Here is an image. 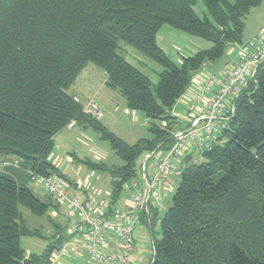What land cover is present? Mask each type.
Instances as JSON below:
<instances>
[{
  "label": "trees",
  "instance_id": "1",
  "mask_svg": "<svg viewBox=\"0 0 264 264\" xmlns=\"http://www.w3.org/2000/svg\"><path fill=\"white\" fill-rule=\"evenodd\" d=\"M200 1L208 16L194 13L196 0H0V161H18L0 175V264H51L70 238L54 224L44 250L26 257L23 240L41 236L20 212L43 217L49 209L28 186L32 174L57 177L73 190L48 159L70 122L108 142L122 161L118 168L85 162L109 173L114 204L137 176L138 159L170 148L173 106L205 63L243 43L244 20L262 0ZM164 25L211 46L177 66L157 45ZM120 43L161 66L156 85L118 54ZM89 63L129 110L144 114L150 138L127 145L67 92ZM234 104L221 142L199 154L202 160L185 158L158 237L155 208L148 210L147 264H264V60Z\"/></svg>",
  "mask_w": 264,
  "mask_h": 264
},
{
  "label": "rangeland",
  "instance_id": "2",
  "mask_svg": "<svg viewBox=\"0 0 264 264\" xmlns=\"http://www.w3.org/2000/svg\"><path fill=\"white\" fill-rule=\"evenodd\" d=\"M194 13L198 17L208 16L206 9L200 0H196L193 7ZM264 33V0L254 9H252L244 20V29L242 33V40L249 41L258 34ZM158 47L164 52L166 57L180 66L183 58L191 57L196 52L208 49L211 44L199 37L191 36L185 32L173 29L167 25L160 28L156 37ZM246 41V42H247ZM240 44L230 45L225 53L217 60L207 62L203 67L195 73L189 85L190 91H200V86L196 85L195 82H199V76L201 73L206 71L209 74H219L220 71L228 65L233 59L235 52ZM118 54L121 55L131 65L139 69L145 77L149 79L151 84L154 86L158 83L159 74L162 72V68L159 64L146 58L133 48L119 44ZM105 73L103 70L89 63L77 76L73 85L67 91L70 95L76 93L81 99L83 105L87 104L86 90L90 88V83L96 84L98 87ZM77 89V90H76ZM187 89V91H188ZM181 103H176V107L173 109V114L177 119L185 117L188 113L197 114V110L188 106L189 98L183 96ZM94 106L93 103H88L87 108ZM178 106V107H177ZM92 110L94 111L93 107ZM195 110V111H194ZM96 114H98L96 112ZM99 115V114H98ZM157 123V122H155ZM108 129L114 133L116 137L124 141L127 145L133 146L138 140L150 138L149 133V121L142 112L117 110L112 112L107 117ZM177 125V124H176ZM64 130V131H63ZM60 135L55 137V147L51 154V161H55L56 167L64 173V175L70 180L76 182L82 189H86L93 197H108L109 182L110 179L104 171L91 169L85 162L90 160L93 163H102L106 167L118 168L122 165V161L118 156L111 150L108 142L100 140L98 135L89 129H81L75 127L72 130H65ZM163 151H158L153 157L152 162L156 161ZM198 160H202L201 155H197ZM143 157H140L137 161V172H139V165L141 164ZM150 161V162H151ZM182 163V162H181ZM178 164L177 176L170 177V183L174 192L180 182V172L183 170V165ZM33 191L37 194L40 199H44L46 192L44 189L33 182ZM170 185V187H171ZM71 188L75 186L70 184ZM128 187H125L127 193ZM72 193L80 198L82 192L79 190H70ZM169 199V207L172 204V196ZM47 200L49 206L47 215L43 217L35 216L28 210L20 208L22 218L24 219L30 230H36L40 237H29L23 240V247L25 248V256H30L31 253H41L46 247L48 239L54 233V224L58 225L59 230L64 231V234L70 238H78L81 240L83 246L85 245V239L82 236H72L67 227L68 214L62 212V205H58L55 201ZM60 206V207H59ZM164 207V208H163ZM167 208L162 203L159 207L155 224H153V232L155 237H158V225L165 214ZM55 215V216H54ZM82 238V239H81ZM84 240V241H83ZM86 253H82L79 257L74 260H68L62 258V264H87ZM136 259L131 264H147L151 258V235L146 226L143 224L138 225L136 233ZM61 264V263H60Z\"/></svg>",
  "mask_w": 264,
  "mask_h": 264
},
{
  "label": "built area",
  "instance_id": "3",
  "mask_svg": "<svg viewBox=\"0 0 264 264\" xmlns=\"http://www.w3.org/2000/svg\"><path fill=\"white\" fill-rule=\"evenodd\" d=\"M263 60L264 33L240 44L234 61L219 74H203L200 91L189 94L190 106L197 110V114L190 112L187 117H175V123L183 125V128L173 133V143L154 162V171L147 174L143 168L142 176L130 182L128 205L125 207L117 206L110 197L80 198L57 177L31 175V182L40 185L57 204L65 208L70 234L85 239L87 264L132 263L140 216L150 208L162 205L171 189L169 179L177 171L191 143H195L198 154L213 148L217 136L233 116L236 98L247 87ZM87 109L99 116L93 105ZM74 126V122H70L67 128ZM150 155L153 157L155 154ZM2 164L16 167L18 161H3Z\"/></svg>",
  "mask_w": 264,
  "mask_h": 264
},
{
  "label": "crops",
  "instance_id": "4",
  "mask_svg": "<svg viewBox=\"0 0 264 264\" xmlns=\"http://www.w3.org/2000/svg\"><path fill=\"white\" fill-rule=\"evenodd\" d=\"M246 41L242 40L243 43L246 42ZM234 59H235V55H234L233 59L228 64L232 63L234 61ZM205 72L206 71H204L203 73H201V75L199 76V82H197V81L195 82L196 85H199L201 87L202 77H203V74ZM89 83H90V86L91 87L86 90L87 104L88 103H93L94 104L95 110L99 114V116L97 117L98 120L101 121L102 124L106 128H108V125H107V117L110 116V114L112 112H115V111H117L119 109L122 110V111H124V112H128L129 109H128L127 105H126V102H125L124 98L120 94V92L117 91V90L110 89V88H108L106 86V74L103 77V80H102L101 84L98 87H96V84H92L91 82H89ZM191 92L192 91L188 90V93H185L183 96L186 95V97L189 98V94ZM71 95L76 100H78V101L81 102V99L77 96V94L75 92L72 93ZM181 98L176 103H178V102L181 103V101H180ZM87 104H86V106H87ZM189 105H190V103L188 104V106ZM175 107H176V104L173 106V108L171 110V114L173 116H174L173 109ZM185 117H187V115ZM75 127L76 126H74L71 129L65 128V130H72ZM182 128H183V125L177 124L176 125V129H175V132L178 131V130H181ZM63 131H60L57 135H60ZM55 137H54V147H55ZM216 142L219 143L221 141H216ZM54 147H53V149H54ZM164 153H165V151H163L162 155L158 159H160L164 155ZM51 154L49 155V158L48 159L56 167L55 161H51L52 160L51 157H50ZM197 155H198V153L196 152L195 143H191V145L186 150V153L183 155V157L181 159V162H182L181 165L184 164L185 158L186 157H189V156L191 157L192 160H195V161L198 160ZM151 160H152V156L150 154H147V155H144L143 156V160H142L141 164L139 165V172L136 171L137 172L136 173L137 176L135 177V179L140 178L142 176V170H143V168H145L147 174H151L154 171L153 164H154L155 161L152 162ZM1 161H0V175L3 173V170H4V168H3L4 165L2 164ZM56 168L59 170L58 167H56ZM59 172L64 175V173H62L60 170H59ZM105 173L108 175V177L110 179L109 189L107 191L109 192L108 197H111V194H112V192H111L112 191L111 177H110V175H109L108 172H105ZM176 173H178V169H177V171L171 177L177 176ZM71 182H73V185L75 186L74 188H72L74 191H78V190H79V192L81 191L82 192V196H84V197H93V195H91L86 189H84V188L82 189V187L79 186L76 182H74V181H71ZM130 182L131 181H128L127 183H125V185L123 186V189H122L121 193L115 198V204L117 206H119V207H125V206L128 205ZM169 183H170V179H169ZM170 185H171V183H170ZM28 186L30 188L32 187V185L30 183H29ZM126 186L128 187L127 193L124 191ZM173 192H174V189H172V185H171V189L168 192V195L163 200V204L165 205V208H167V209L169 208V199H170L171 195L173 194ZM43 197H44V199H47L48 198V194L46 193L45 196H43ZM97 198H100V197H97ZM103 198H106V197H103ZM63 209L64 210H62V212L63 211L66 212V210H65L64 207H63ZM158 209H159V207L158 208H155V210H154L156 212V215H157ZM66 214H67V212H66ZM142 218L144 220H142ZM149 219H150V217H149L148 213H146V216L145 217H143V215L140 216V222H141V224H143L144 226H146L148 228V230H149V226H148L149 225ZM74 237H76V236H74ZM77 239L78 238H69L68 241H67V243H65V245L62 247V249L60 251L54 252L52 254V258H51V264H60V263L62 264V262H64V261H62V258L63 257L67 258L68 260H71V259L74 260L75 258L79 257L82 253H85V249H84V246L82 244V241L81 240H77ZM135 255L133 256L132 262H134V260L136 259V256L137 255L136 256ZM86 258H87V256H86ZM86 263H87V260H86Z\"/></svg>",
  "mask_w": 264,
  "mask_h": 264
}]
</instances>
